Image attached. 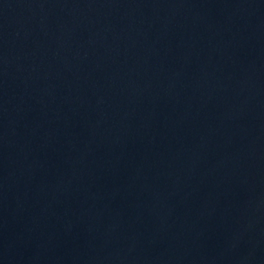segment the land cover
Wrapping results in <instances>:
<instances>
[{
    "label": "water",
    "instance_id": "obj_1",
    "mask_svg": "<svg viewBox=\"0 0 264 264\" xmlns=\"http://www.w3.org/2000/svg\"><path fill=\"white\" fill-rule=\"evenodd\" d=\"M0 264H264V0H0Z\"/></svg>",
    "mask_w": 264,
    "mask_h": 264
}]
</instances>
